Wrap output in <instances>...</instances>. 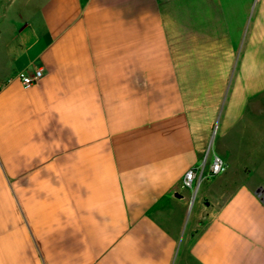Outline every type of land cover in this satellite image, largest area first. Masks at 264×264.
Here are the masks:
<instances>
[{
	"label": "crops",
	"instance_id": "0c3cea01",
	"mask_svg": "<svg viewBox=\"0 0 264 264\" xmlns=\"http://www.w3.org/2000/svg\"><path fill=\"white\" fill-rule=\"evenodd\" d=\"M263 198L264 0H0V264H264Z\"/></svg>",
	"mask_w": 264,
	"mask_h": 264
},
{
	"label": "built area",
	"instance_id": "2783aa9c",
	"mask_svg": "<svg viewBox=\"0 0 264 264\" xmlns=\"http://www.w3.org/2000/svg\"><path fill=\"white\" fill-rule=\"evenodd\" d=\"M42 75H43L42 71L40 69H37L33 72L32 75L20 74L18 76V80L22 85L30 86L36 84L40 80ZM225 169H226V165L224 161L218 156H214L209 166L208 176L211 177L217 176L220 173L224 172ZM195 177H196L195 170L191 169L187 171L183 177L182 186L185 188H192Z\"/></svg>",
	"mask_w": 264,
	"mask_h": 264
},
{
	"label": "water",
	"instance_id": "95a60500",
	"mask_svg": "<svg viewBox=\"0 0 264 264\" xmlns=\"http://www.w3.org/2000/svg\"><path fill=\"white\" fill-rule=\"evenodd\" d=\"M262 202L264 203V198L262 199Z\"/></svg>",
	"mask_w": 264,
	"mask_h": 264
}]
</instances>
